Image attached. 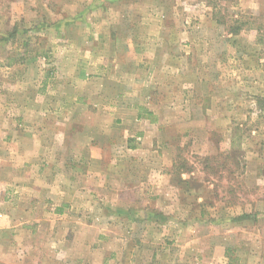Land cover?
<instances>
[{
  "label": "crops",
  "instance_id": "0c3cea01",
  "mask_svg": "<svg viewBox=\"0 0 264 264\" xmlns=\"http://www.w3.org/2000/svg\"><path fill=\"white\" fill-rule=\"evenodd\" d=\"M68 1L0 0V61H11L6 65L0 63L6 68H0L3 73L0 80L11 79L14 86L9 92L15 94L10 99L0 98V255L11 250L17 259L16 253L21 252L60 251L75 264H90L89 258L100 247L108 246L112 259L109 264H232L230 251L236 254V264H264L261 238L264 230L260 229L264 213L250 217L253 221L258 219L254 222L259 224L255 227L253 222V229L243 237L241 219L235 221L233 231L225 226L219 232L212 227L202 232L198 230L201 221L206 224L215 219L206 211L205 218L201 213L202 207L211 214L215 209L212 180L183 170L182 179L196 180L197 185L190 191L176 186V192L170 189L171 197H168L166 191L172 188V179L164 175V165L156 164L155 169L138 173L133 170L138 162L135 161L147 156L146 144L158 134L153 130V123L159 122L155 107L168 106L150 100L146 93L142 96L146 91L142 85L149 84L146 80L142 78V83L137 85L143 99L134 101L130 95L138 76L133 77L132 71L125 72L123 66L109 63L108 58L101 66L104 71L97 70L96 80L88 81L78 52L59 51L50 55L54 68L37 70L38 75H33L34 79L28 83L20 81L19 70L13 69L19 52L9 51L16 50L20 44L43 41L47 29H62L69 37L73 27L85 28L90 33L79 37L80 43L90 39L98 42L102 36L107 37L97 29L100 26L97 19L91 18L100 9L97 1L77 6L73 12ZM33 30L38 31L37 36L31 33ZM52 39L49 43L53 50V43L60 41L59 37L55 42ZM26 56L36 60L35 54L29 52L22 58ZM8 65H12L10 71ZM43 74L47 75V82H53L54 94L42 95L36 91L34 98L27 96L26 86L37 87L35 80ZM121 74L125 77L122 82ZM18 91L22 98H16ZM179 104L172 101L176 107ZM222 106L225 112H220L218 117L223 120L229 106L227 102ZM140 107L152 114L139 118ZM202 120L188 116L183 122L191 128ZM4 122L6 125H2ZM138 132L142 135L140 144H128ZM102 134L107 137L105 148ZM126 150L135 158L127 157ZM127 192L139 193L141 200L144 197V203L150 205L138 209L144 212H136L133 199L123 201L125 205L121 206L119 197ZM261 201L259 197L254 199L259 212ZM99 202L110 208L107 213L95 206ZM157 213L163 215L158 217ZM170 235L174 241L164 243L162 237L168 239ZM248 235L251 242L244 245L242 241ZM25 237L31 239L28 244L25 242L30 239ZM175 245L181 248L178 257ZM198 246H201V259L194 262L195 256L198 259L195 249Z\"/></svg>",
  "mask_w": 264,
  "mask_h": 264
},
{
  "label": "rangeland",
  "instance_id": "374dc122",
  "mask_svg": "<svg viewBox=\"0 0 264 264\" xmlns=\"http://www.w3.org/2000/svg\"><path fill=\"white\" fill-rule=\"evenodd\" d=\"M95 1L100 4V9L91 18L97 19L100 25L97 29L107 37L102 36L98 42L90 39L80 43L79 37L90 33L85 28L73 27L69 37L63 34L62 29H47L48 34L44 33L43 41L37 40V44H20V50L16 48L9 51L19 52V60L14 61L13 69L19 70L20 81L28 83L29 79H34L33 75H38L37 70L48 71L54 68V61L50 58L52 52H78L83 60V71L88 74L86 79L92 82L96 80L94 76L97 70L104 71L101 66L109 58V63L123 66L125 72L132 71L133 77L138 76L133 83L134 92L130 95L134 101L139 102L146 93L150 100L168 104L167 107H155L159 122L153 123V130L158 134L146 144L147 156L141 158V161L139 157L133 170L138 173L137 171L145 169H155L156 164L164 165V175L171 176L172 179V188L167 184L168 197H171V191L176 192V186L182 191H190L197 185L196 180L182 179L183 170L212 180L214 198L217 201L213 204L215 209L211 214L207 208L202 207L201 213L205 218L206 211L208 216L215 219L206 224L202 220V225L198 226V230L202 232L207 227L214 228L216 232L225 226L231 228L237 221L234 217L242 213H264V111L259 110L256 104V98L264 96V0ZM91 2L92 0H69L68 7L73 12L77 6ZM31 33L37 36L38 31L33 30ZM52 37L53 42L58 37L60 41L53 43V50L49 43ZM29 52L35 54V61L27 56L22 58V55ZM1 62L6 65L11 61L8 59ZM33 62L35 63L32 64ZM11 66L8 65V71ZM4 67L0 64V68L5 70ZM2 74L0 72V78ZM46 76L43 74L36 78L37 87L26 86L29 89L27 96L34 98L36 91L38 94L43 93L42 95L53 92L55 86L53 82L45 80ZM124 78L121 74L119 79L122 82ZM142 78L149 84L142 85L146 91L140 98V86L137 85L142 83ZM13 86L11 79H1L0 98L5 100L15 97V94L9 92ZM20 91L16 98H22ZM172 101L180 104L176 107L172 105ZM226 102L229 106L228 114L222 120L218 116L220 112L224 114L222 105ZM188 116L203 120L188 128L183 122ZM3 124L6 125L5 122ZM141 136L140 132L134 134L128 144L138 146ZM102 137L101 143L105 148L107 137L103 134ZM107 149L109 150V146ZM126 155L131 159L135 158L131 152ZM141 197L139 193L127 192L119 197L122 199L119 204L124 206L127 200L133 199L136 200V212H144L138 209L150 204L146 205L144 197L142 200ZM257 197L262 200L259 203L261 212L257 210L258 203L254 202ZM174 201L176 202V197ZM166 202L165 200L162 204V209ZM95 206L106 213L110 209L103 202ZM254 221L252 218L241 219V237L244 233H250ZM260 221V229L263 231L264 218ZM254 224L256 227L259 222ZM230 231H233L232 228ZM170 238L173 236L170 235L168 239L162 237V241L171 244L174 240ZM244 238V241L241 240L244 245L250 244L251 235ZM261 238L264 240V234ZM246 240L248 241L245 242ZM30 241L31 239L24 242L28 244ZM179 243L182 245L184 242ZM13 245L18 247L16 242ZM175 246L178 248V257L181 248ZM199 247L201 246L195 248L198 259L195 256L194 262L201 259ZM100 248L98 253L93 254L94 258L88 257L90 264H94L93 261L96 264H109L112 260L108 246ZM16 254L17 259L11 250L6 251L4 256L1 254L0 264H75L74 260L66 258L60 251ZM229 254L232 264H236L235 252L230 251Z\"/></svg>",
  "mask_w": 264,
  "mask_h": 264
},
{
  "label": "trees",
  "instance_id": "16d2710c",
  "mask_svg": "<svg viewBox=\"0 0 264 264\" xmlns=\"http://www.w3.org/2000/svg\"><path fill=\"white\" fill-rule=\"evenodd\" d=\"M256 104L258 106V109L261 110L262 112L264 111V96L262 97H257L256 98ZM151 115L152 112L149 111L148 109H146L145 107H140L139 108V118L143 117L144 115ZM153 120V119H152ZM121 211H123L122 209H119ZM161 214L163 215V213H157V216L160 217ZM252 215L250 213H242L236 217H234L235 220H238V219H244V218H250Z\"/></svg>",
  "mask_w": 264,
  "mask_h": 264
}]
</instances>
